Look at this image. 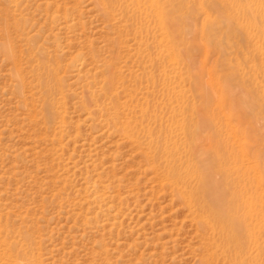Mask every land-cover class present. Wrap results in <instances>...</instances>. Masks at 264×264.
Segmentation results:
<instances>
[{
	"label": "rangeland",
	"instance_id": "374dc122",
	"mask_svg": "<svg viewBox=\"0 0 264 264\" xmlns=\"http://www.w3.org/2000/svg\"><path fill=\"white\" fill-rule=\"evenodd\" d=\"M159 5L0 0V264H232L205 177L264 264V0Z\"/></svg>",
	"mask_w": 264,
	"mask_h": 264
},
{
	"label": "bare ground",
	"instance_id": "6f19581e",
	"mask_svg": "<svg viewBox=\"0 0 264 264\" xmlns=\"http://www.w3.org/2000/svg\"><path fill=\"white\" fill-rule=\"evenodd\" d=\"M148 1L153 7H155V18L157 19L159 26L163 28V26L166 24V20H164L163 13L160 10L159 0ZM188 169L191 170L192 168L185 169L187 170V172L183 173L184 175L190 172L188 171ZM180 171L182 173V169H180ZM174 172H176V170ZM190 174L192 175V173ZM178 175L180 176V174ZM193 177H195L193 179H196L197 175H193ZM189 178H192V176H189ZM183 179L185 180V178ZM196 182L198 184V187L196 186V183V187L187 185L190 189L188 192V202L195 204V206H198L202 211L210 214L212 221L210 220L203 223L207 228H209V231L213 230V233L222 240L223 246H226L229 249V256L227 258L231 261L230 263L246 264V258L242 257V241H246L247 244H254L256 242L254 229L249 228L250 224L244 227V223H246L248 219L247 217H249V220H251L250 217H252V215L250 214V204H239L237 203V200H234L230 202L229 206H221L220 193L216 190V188H214L208 177L199 179V181ZM184 183L185 182H183V184ZM260 219H262L264 222L263 215H261ZM243 227L245 231L243 230ZM215 228H218V230H216ZM260 256L262 258L264 257V245H261L260 247Z\"/></svg>",
	"mask_w": 264,
	"mask_h": 264
}]
</instances>
